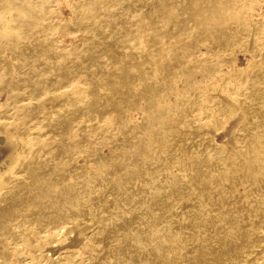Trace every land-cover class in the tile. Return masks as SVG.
I'll return each mask as SVG.
<instances>
[{
	"label": "rangeland",
	"instance_id": "374dc122",
	"mask_svg": "<svg viewBox=\"0 0 264 264\" xmlns=\"http://www.w3.org/2000/svg\"><path fill=\"white\" fill-rule=\"evenodd\" d=\"M7 1L14 9L23 5ZM122 1L92 6L90 0H40L33 3L45 10L40 18L25 16L15 27L26 40L0 42V130L15 135L17 146L26 135L53 143L46 154L29 153L25 164L12 169L18 195L28 204L25 213L49 210L48 203L38 204L33 173H48L46 185L61 183L64 175L71 189L89 183L77 216L59 235L8 262L0 253V264H203L212 252L228 256L257 246L261 257L264 190L254 189L264 183V173L257 174L264 169V104L255 101L257 95L251 101L250 83L245 88L235 80L230 97L217 92L211 75L234 66L239 53L240 65L230 71L263 82L264 60L241 42L216 61L204 56L199 63L190 41L177 37L181 18L171 7L180 0ZM2 5L0 0V10ZM158 62L160 78L141 81V71ZM69 81L76 84L67 90ZM130 103L137 118L122 122L121 110ZM171 122V130H164ZM224 124L225 133L218 134ZM164 134L166 140L156 142ZM145 143L151 144L146 155ZM1 145L2 159L8 148ZM248 172L256 178L238 185Z\"/></svg>",
	"mask_w": 264,
	"mask_h": 264
},
{
	"label": "bare ground",
	"instance_id": "6f19581e",
	"mask_svg": "<svg viewBox=\"0 0 264 264\" xmlns=\"http://www.w3.org/2000/svg\"><path fill=\"white\" fill-rule=\"evenodd\" d=\"M21 1L23 2L22 7L20 9H14L13 8L14 5L10 1L4 2V0H3L4 5H2L1 10H0V42H5V43L9 44V42L13 41V40H11L13 38L18 40V41L26 40V38L24 36H22L21 34L14 31L16 29L15 27L19 24V22L21 21V19L23 17L31 16V15L35 16V17H39V15L41 16V13H43L45 11V10H42L41 5H34L33 4V3H35V4L38 3L40 0H21ZM99 1H101V0H90V3L92 4V6H95ZM120 2L122 3L123 1L120 0ZM187 2H188V4H187ZM61 3L62 2H60V4ZM138 3H141L139 5H145L143 0H138ZM60 6L63 7V5H60ZM75 7H76V5H75ZM171 9L175 10L177 12V15L181 18L179 22L176 21L177 37H184L190 41L189 50H191L193 52V55H195V57H196V61H198L199 63H200L201 59H203L204 56L209 57L208 59H210V60L213 59L216 61L217 59H219L220 55L222 53H224L226 48L233 47L236 44H239L241 42H248L250 44V46L255 50L253 58H260L261 57V59L264 60V0H180L173 7H171ZM52 13H53V10L51 11V14ZM46 14H47V11H46ZM50 16H52V15H50ZM60 16H61V14H60ZM171 16H172L171 14L165 15L162 18V20H163L162 24L167 25L168 22L170 21ZM29 22L30 21H28V23ZM21 23H22V21H21ZM29 25H31V24H29ZM56 31L58 32V30H56ZM43 32H44V30H43ZM127 34H128V32H127ZM177 40H179V39H177ZM141 41L142 40H139L138 43L141 44ZM240 45H242V43ZM203 49L205 50L204 52H203ZM7 53H9V52H7ZM12 54H13V52H12ZM238 56H239V53L236 56V61L234 63V66L233 65H230V66L227 65V67H224V69H221L219 72H218V70L217 71L213 70L211 76L215 79L214 89L217 92L224 93V94H226V96L230 97V95L233 94L232 92H234V90L232 91V87H233L232 84H235V83H233L235 80H237L245 88L249 87L248 84L250 83L251 84L250 90L253 91V96L251 97V101L253 102L254 101L253 97L257 95L258 98L255 99V101H258L259 103L264 104V94H263V97H260L261 94H257L260 92L261 93L264 92V81L260 82L257 80L256 82H254L255 78H253L252 75H250V76H245V75L243 76L240 74L236 75L234 72L230 71L231 67H233V69L235 71H236V69H238V67L240 65L239 60H238ZM173 58L174 57H172V59ZM17 60H19V59H17ZM170 60H171V58H170ZM259 62H260V60H259ZM215 63H217V62H215ZM160 65H161V63H159V62L155 63V64L151 63V65H150L151 71L150 72L142 73V71H141V74L138 75L140 80L145 82L147 80H151V79H154L155 77H158V75H159L158 69L161 67ZM159 72H160V70H159ZM240 72L241 71H239V73ZM12 73H16V71H12ZM19 74H20V72H19ZM206 75H207V73H206ZM158 78H160V77H158ZM152 82H154V81H152ZM75 84H76L75 81H69L68 84L65 86V88H67V90H68L70 87H74ZM233 89H234V87H233ZM235 91H236V89H235ZM241 92H243V91H241ZM162 94H160V95H162ZM236 94H237V92H236ZM79 95H80V93H79ZM238 95H239V93H238ZM163 96H164V94H163ZM63 98H64V96H63ZM224 98H225V96H224ZM227 98H226V100L228 101L229 98L228 99ZM156 99H157V97H156ZM165 99L161 98L160 101H163V100L165 101ZM155 102H157V101H155ZM242 102H244V101H242ZM225 103H226V101H225ZM225 103H224V105H225ZM234 103L236 104L235 101H234ZM120 104L115 106V108L118 109L119 111L122 109ZM151 104L152 103H150V105ZM235 104H234V106H235ZM244 104L245 103H243V106L247 105V104H245V105ZM227 106H229V105H227ZM131 107L132 106L130 103L128 105V109L126 111L121 110L122 111L121 112L122 113V115H121V121L122 122L124 121V119H125V122H127V121H131V120L134 121L137 118L136 117L134 119L133 112L130 110ZM219 111H220V109H219ZM207 112H208V110H207ZM199 113H200V111H199ZM160 115L161 114H158L159 117H160ZM163 115L164 114L162 113V116ZM205 115L207 116L208 113ZM228 115H229V112H228ZM204 117L205 116H203V118ZM38 118H39V116H38ZM48 118H51V117H48ZM105 119H107V118H105ZM36 122H38V121H36ZM40 123L42 124V122H40ZM47 123H48V121H47ZM171 123L172 124L168 127L164 124V130H169V129L171 130V127L174 126L173 123L175 124V122H171ZM218 123H220V122H218ZM223 123H225V122H223ZM34 126H36V125H34ZM250 127H252V126H250ZM226 128H227L226 124L222 125L221 128L218 130L219 131L218 134H224ZM63 135H64V133H63ZM70 136H72V135H70ZM62 138H61V141H62ZM15 140L17 141L15 135H13L12 133H9V132L6 133L5 131L0 130V143L3 145L4 144L7 145L6 147L8 148V149H6L7 150L6 156L2 159L0 158L1 159L0 160V250H1L0 253H1L2 260L5 262H8L7 260H13L17 256L18 253L25 252V250H27L26 253H28V252L30 253L31 251H33L34 247H37L34 245H38V244L41 245L42 243L47 242L51 238L59 235L60 229L63 226H65V224L71 223V221L74 220V217L77 216V212H75V210H77L80 207V205H83L85 197L87 196V194L89 192V183L85 184L83 188H80L77 186L75 189H71L69 186H67V184H68L67 180L68 179L71 180L70 178H67V175H64L62 177L63 180H61V183H58V182L53 183L52 182V183H49L48 185H46V179L48 178V176H47L48 173L47 174L33 173L32 177L30 175V179L33 182V184L38 185V187H36L38 189V198H37L39 201L38 204L41 205L43 203H48L47 205H48L49 210L44 213L43 210L39 211L41 208L40 207L38 210L32 211L29 215L26 214L25 209H26L28 204L26 202H24L22 199H20V196L18 195V193L21 190L19 189L20 188L19 186H16L15 182L17 181V179L19 177H17L16 175H12V172L14 171V170L12 171V169H13V167H16L18 165L25 164L26 155H28L29 153L32 154L34 152L33 154L36 157L37 156L40 157L39 154L41 152L45 153L46 151H49V148L52 146L53 143H46L45 144L43 142V143L39 144V143H36L35 141H33L34 139L28 135H26L25 137H23L21 139V144L19 146H17V144L15 143ZM164 140H166L165 134L162 135L156 142H162ZM65 142L63 141V143H65ZM131 142H133V140H131ZM131 142H128V143H129V146L133 148L134 145H132ZM57 144H59V143H57ZM3 145H1V146L3 147ZM262 147H264V146H262ZM141 149H142L141 154H145V155L149 154L151 151V144H148V143L142 144ZM50 150H51V148H50ZM15 151H16V153H15ZM1 155H3V154H1ZM30 158H31V156H30ZM186 158H187V156H186ZM202 160H208V157L204 156L202 158ZM187 161H188V159H187ZM195 162H197V161H195ZM36 164H38V163H36ZM134 164H135L134 166H136L135 167L136 170L140 171V167H137V165H140L141 163H137V161H135ZM177 165L186 167V164L184 161H182V162L175 161L174 166H177ZM47 172H49V171H47ZM94 172H95V170H94ZM261 172L264 173V169H262V171H260V173H257V174L260 175ZM242 178H243L242 181L239 183L237 182V184L246 187L247 184L251 182V180L256 178V174L248 172ZM48 179L50 180V177ZM102 184L106 185V182L103 181ZM108 185H110V184L108 183ZM255 187H256V189H254V191L261 193V191L264 190V183L258 184ZM70 190H72V191H70ZM228 193H229L230 197H233V198L235 197L234 193H232L230 191ZM89 206H90V204H89ZM54 209H56V211ZM79 213H80V210H79ZM171 225H172V223H171ZM132 228H133V226H132ZM259 232H260L259 233L260 234L259 239H261V242H264V228H262ZM83 237H84V235H83ZM84 238H86V237H84ZM51 242H52V240H51ZM108 245H110V244H108ZM42 247H43V245H42ZM258 247L259 246H257L256 248H254L252 250H249V251L245 248H242L238 252H235V251H234V253L231 252L228 256L221 255L219 257L213 255L214 252H212L211 253L212 256L210 257V259L208 261H205L203 264H230V263L231 264H264V251H263V254L261 255V257H258V255H256V252H257L256 249ZM100 251L102 252V250H100ZM228 251H232V250H228ZM108 256L110 257V255H108ZM104 262H105V260H104ZM15 264H18V263L16 262Z\"/></svg>",
	"mask_w": 264,
	"mask_h": 264
}]
</instances>
